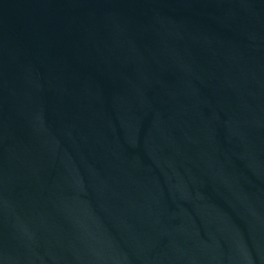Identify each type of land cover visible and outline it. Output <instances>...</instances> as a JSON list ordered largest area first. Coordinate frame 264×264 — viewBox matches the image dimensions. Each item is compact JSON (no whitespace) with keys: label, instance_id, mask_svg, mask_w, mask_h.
Returning a JSON list of instances; mask_svg holds the SVG:
<instances>
[{"label":"water","instance_id":"water-1","mask_svg":"<svg viewBox=\"0 0 264 264\" xmlns=\"http://www.w3.org/2000/svg\"><path fill=\"white\" fill-rule=\"evenodd\" d=\"M0 264H264V0H0Z\"/></svg>","mask_w":264,"mask_h":264}]
</instances>
